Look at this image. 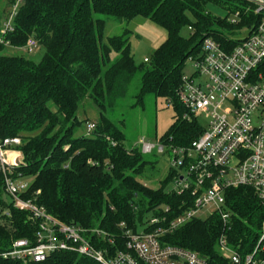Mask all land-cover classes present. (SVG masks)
<instances>
[{
	"label": "trees",
	"instance_id": "trees-1",
	"mask_svg": "<svg viewBox=\"0 0 264 264\" xmlns=\"http://www.w3.org/2000/svg\"><path fill=\"white\" fill-rule=\"evenodd\" d=\"M210 3L226 14L212 15L207 10ZM252 4L248 0H23L12 18L13 29L3 32L0 25V52L6 45L23 46L30 36L45 48L37 63L0 54V142L20 138L14 147L20 150L22 161L11 168V174L15 179L30 178L21 196L62 222L101 229L105 237L94 235L91 242L110 254L125 249V231H137V223L146 214L167 222L192 205L190 190L166 189L168 180L179 177L177 168L171 167L155 189L138 179L148 161L140 149L125 147L123 131L106 110L126 94L140 70L138 103L152 93L165 98L174 110L173 121L159 140L188 147L202 127L195 119L182 118L185 108L177 93L183 66L190 56L201 53L206 37L231 48L252 33L261 18ZM247 6L252 11H245ZM136 16L167 31L166 39L140 64L125 35L102 40L108 18L130 21ZM184 26L190 30L187 37L180 34ZM87 101L98 117L93 130L80 132L86 120L79 119L77 112ZM224 197L227 222L216 213L194 217L160 235V242L194 251L209 264H227L217 249L222 234L237 251L251 250L264 220V201L245 185L227 188ZM5 208L9 216L2 214ZM158 225L165 223H147L144 230ZM37 228L28 211L9 204L0 172V250L18 238L33 239ZM261 246L264 258V241ZM0 264L100 263L59 250L41 262L0 256Z\"/></svg>",
	"mask_w": 264,
	"mask_h": 264
},
{
	"label": "built area",
	"instance_id": "built-area-1",
	"mask_svg": "<svg viewBox=\"0 0 264 264\" xmlns=\"http://www.w3.org/2000/svg\"><path fill=\"white\" fill-rule=\"evenodd\" d=\"M22 1L12 3L3 32L13 29L12 18ZM248 1L255 4V13L261 14L256 29L231 48L206 37L201 53L188 58L195 61L194 75H183L181 79L177 94L185 108L182 118L197 120V115L205 113L209 118L208 127L202 129L188 147L160 140L156 144L142 141L140 145L141 153L170 154L172 167L179 169L177 190H190L194 196L192 205L167 222L166 218L158 216L149 219V225L164 222V226L142 232L126 230L125 249L110 254L91 242L94 235L105 237L101 229L61 222L32 200L21 197L28 187L26 182L13 181L8 175L12 173L11 168L22 161V155L12 149L20 144V138L7 137L0 142V172L4 176L5 195L13 208L28 211L38 228L33 239L13 240L6 249L0 250V256L41 262L52 252L70 250L100 264H209L194 251L162 244L159 237L197 217L207 206L214 208L211 214L216 213L227 222L229 212L224 197L227 188L250 186L264 201V0ZM235 17L236 14L231 19ZM38 44L30 36L23 46L27 52H32ZM253 119L257 120L256 124ZM94 127L95 123L91 122L86 129L91 131ZM2 214L9 216V209L2 210ZM263 241L264 220L257 244L251 250L237 251L223 234L218 237L217 249L225 256L227 264H264L260 254Z\"/></svg>",
	"mask_w": 264,
	"mask_h": 264
},
{
	"label": "rangeland",
	"instance_id": "rangeland-1",
	"mask_svg": "<svg viewBox=\"0 0 264 264\" xmlns=\"http://www.w3.org/2000/svg\"><path fill=\"white\" fill-rule=\"evenodd\" d=\"M252 5H254V9L251 6H247L245 11L250 12L253 9L255 12V4L253 3ZM11 10L12 4L10 0H0V25L3 28L8 21ZM207 10L215 16H224L226 14L225 9L211 3L207 5ZM11 24H13V21ZM241 30L244 31L245 29L242 28ZM124 32H126V34ZM189 33L190 30L188 26H184L180 30V34L184 37L189 36ZM122 34L128 37L134 60L136 64H140L144 62V58L149 59L153 51L166 39L167 31L164 27L142 16H136L130 21L108 18L102 31V40L106 42L108 37ZM44 51L45 48L40 44H38L32 52H27L24 46L6 45L0 54L7 56H23L37 63L41 61ZM195 71V61L188 59L183 66V74L193 76ZM141 75L142 72L138 70L132 78L126 94L118 98L115 103L112 106H108L106 110L108 117H110L123 131L125 137L124 145L126 148L136 147L140 149L142 141L156 144L173 121V107L168 105L165 98L147 93L144 95L142 103H138L137 94L140 89ZM195 78L198 80V77ZM77 115L79 119L86 120L82 123L79 131L86 132L87 124L97 119L98 112L91 102L87 101L84 106H80ZM197 121L202 129L208 127L209 118L205 113L197 115ZM253 123L256 124L257 120L253 119ZM13 148L21 154L19 149L12 146V149ZM143 157L148 163L146 164L143 174L139 176L138 179L148 187L155 189L159 187L160 182L167 177L172 167L171 156L166 152L157 153L152 151L150 153H143ZM8 175L13 181H18L19 183L26 182L27 186L29 185L30 178L15 179L12 177L11 173H8ZM177 187L176 181L173 178L166 183V189L168 190L177 189ZM213 209V207H204L197 213V217L202 219L206 218L211 214ZM53 217L56 218L55 216ZM149 218H151V214L148 213L144 216L142 222L137 223V232L144 231Z\"/></svg>",
	"mask_w": 264,
	"mask_h": 264
}]
</instances>
